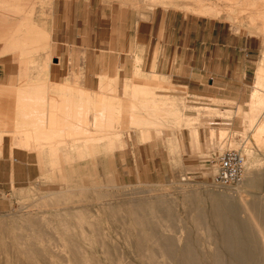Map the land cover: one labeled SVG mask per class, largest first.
Instances as JSON below:
<instances>
[{
    "label": "rangeland",
    "instance_id": "rangeland-1",
    "mask_svg": "<svg viewBox=\"0 0 264 264\" xmlns=\"http://www.w3.org/2000/svg\"><path fill=\"white\" fill-rule=\"evenodd\" d=\"M165 14L173 20L174 31L182 24L189 34L186 66L200 68L198 39L217 26L246 39L253 64L241 89L220 91L219 100L202 98L194 76L187 89L171 85L152 66L149 70L145 59L152 50L141 41L155 33ZM57 23L61 44L47 37ZM124 35L129 48L118 56L128 43L112 38ZM22 60L28 64L23 66ZM261 63L264 0H0V76L13 71L19 76L8 100L13 102L14 90L28 76L29 83L47 84L52 96L67 83L73 95L77 89V105L116 109L111 128H95V112L90 110L87 126L77 121V128L69 126L45 138L37 148L45 151L48 161L30 152L28 159L36 167L22 172L24 181L14 187L6 183L7 170L2 171L0 264H146L134 253L136 241L130 239L134 210L151 221L141 225L142 230L150 228L155 237L188 247L190 253L183 259L190 256V264H213L215 258L221 264L232 262L222 247L225 229L232 230L237 238L233 243L244 253L238 264H264V129L259 131L264 101L254 105L250 99L248 105ZM71 65H76V74ZM66 66L69 72H64ZM105 68L115 70L99 72ZM134 107L137 118L152 117L155 125L131 124L128 109ZM248 107L254 110L249 117L244 114ZM104 117L106 122V113ZM89 138L95 140L88 143ZM224 150L244 157L245 173L253 175L245 186L212 185L211 158ZM54 168L61 171L46 177V170ZM238 187L247 206L237 201L232 216L214 208L209 198L219 202V193ZM121 204L122 215L117 211ZM172 256L157 257L154 264H172Z\"/></svg>",
    "mask_w": 264,
    "mask_h": 264
},
{
    "label": "crops",
    "instance_id": "crops-1",
    "mask_svg": "<svg viewBox=\"0 0 264 264\" xmlns=\"http://www.w3.org/2000/svg\"><path fill=\"white\" fill-rule=\"evenodd\" d=\"M168 19L167 14L163 17L160 16L155 33L149 35L146 41L145 39L141 41L144 48H151L152 50L151 54L145 59L149 70L152 66L153 72L169 78L171 85L183 86L187 89L190 87L191 77L194 76L195 88L196 90L200 89V92L196 91V93L200 94L202 98L219 100L220 91H229L228 89L233 88H236V90L241 89L243 80L253 64V49L246 39H242L223 27L219 28L217 26V30H212L207 36L198 39L199 55L197 56L200 59V68H195L194 65L186 66L184 62L185 46L187 45L186 41L189 40V34L183 30L182 24L180 30L174 31L173 20H170V16ZM184 19L185 17L181 16V21H184ZM60 25L59 23L54 25L51 33L47 34L49 40H54L58 44H61L57 38V35L62 31ZM63 29L65 30L66 27L64 26ZM74 38L76 39V33ZM112 39L116 43L123 39L124 42L128 43L124 49L121 48L119 52H116L118 56L125 55L126 50L129 48V40L125 35L121 38L115 37ZM72 46L76 48V45L73 44ZM177 46H180V50L176 49ZM97 48L96 45L94 49L97 50ZM108 52L113 53V51ZM21 64L26 66L28 63L22 60ZM70 68L72 69L71 72L76 74V65H71ZM64 69V72H69L67 66ZM114 70L105 68L99 70V72L108 73ZM123 71L124 68L120 65L117 72L121 73ZM3 72L5 73V71ZM13 73L9 76L4 74L0 76V85L5 88L0 87V184L2 183V171L7 170L6 183L14 187L18 181H24L21 175L22 172L24 173L28 169L36 167L28 159L30 152L34 153L38 160L48 161L49 158L44 157L45 151L37 148L43 144L45 138L54 136L57 131L65 130L69 126L77 128V121L87 126L89 123L87 114L90 110L95 112L93 123L95 128H111L114 121V110L116 109L106 108L105 106L77 105V89L76 94L73 95V89L67 83L60 84L57 87L56 95L52 96L48 93L47 84L29 83L27 82L28 76L25 83L14 90V100L12 102L10 100L12 92L9 88L17 86L19 77L16 75L18 72L13 71ZM257 88L264 91V64L262 63L256 74L248 101H250ZM7 97H10V99L8 100ZM249 104L250 102H248ZM248 108V113H244L247 117L254 112L250 107ZM128 111L131 124L140 127L155 125L152 117H149V119L137 118L135 107L128 109ZM161 112H163V109ZM105 113L107 114L106 122L103 121L106 118L104 117ZM8 133H10V136ZM79 133L81 134L77 131V135ZM220 135H224V133L220 132ZM94 140L95 138H89L86 139V142L91 143ZM45 167L49 168V165H45ZM59 171L61 169L57 168L52 169L51 172L46 170L45 175L47 177L51 173L54 174V172L58 173Z\"/></svg>",
    "mask_w": 264,
    "mask_h": 264
},
{
    "label": "bare ground",
    "instance_id": "bare-ground-1",
    "mask_svg": "<svg viewBox=\"0 0 264 264\" xmlns=\"http://www.w3.org/2000/svg\"><path fill=\"white\" fill-rule=\"evenodd\" d=\"M253 18V17H252ZM255 19V18H254ZM264 95V91H262V90H260V89H256L255 91H254V93L252 94V97H251V101H252V103L254 104V105H257V102L258 103H262L263 101H264V99L262 98V96ZM249 102V101H248ZM263 108V107H262ZM249 117V116H248ZM252 119H250V121H251ZM263 129H264V124L262 123V124H260V126H259V131L260 132H262L263 131ZM258 140H259V137H258ZM241 156V155H240ZM243 159H244V157L242 158V170H243V175H242V181H241V183H240V185L241 186H245L247 183H248V181H250L251 180V178H253L252 176V174L250 173V171L249 172H246L245 173V171L246 170H244V168H245V162L243 161ZM249 168V167H248ZM250 184V183H249ZM239 185V186H240ZM251 185V184H250ZM249 186V185H248ZM247 186V187H248ZM215 187V186H214ZM247 187L245 188V189H247ZM220 188V187H219ZM250 188V187H249ZM248 188V189H249ZM231 189V188H230ZM254 189V188H253ZM62 192L64 191V190H61ZM226 192V191H225ZM219 193V192H218ZM220 194V201L219 202H216V201H214V199L213 198H209V200H210V202L213 204V206H214V208L215 207H217L220 211H223V213L226 215V214H228V213H230V216H232L231 215V213H233V207H234V204H236V202L237 201H240V203L242 202V204L244 205V206H247L248 204H246L245 203V199H244V195H242L241 196V194H242V188L240 189L239 187L238 188H236V189H233V190H229L228 191V193H219ZM236 195V196H235ZM244 196V197H243ZM46 197V196H45ZM51 197V196H50ZM191 197V196H190ZM189 197V198H190ZM218 197V196H217ZM44 198V197H43ZM155 198V197H154ZM159 198V197H158ZM163 198V197H162ZM181 198H183V197H181ZM187 198V197H186ZM192 198H195V197H193L192 196ZM256 198H257V196H256ZM42 199V198H41ZM153 199V198H152ZM156 199V198H155ZM154 199V200H155ZM161 199V198H160ZM147 200V199H146ZM157 200V199H156ZM176 200V199H175ZM198 200H199V198H198ZM158 201V200H157ZM189 201H191V200H189ZM200 201V200H199ZM248 201V200H247ZM140 202V201H139ZM151 202V201H150ZM154 202V201H153ZM192 202V201H191ZM36 203H37V201H36ZM140 203H142V202H140ZM139 203V204H140ZM145 203H147V202H145ZM164 203V202H163ZM190 203V202H189ZM130 204V203H129ZM133 204V203H132ZM155 204V203H154ZM160 204V203H159ZM162 204V203H161ZM160 204V206H163V205H161ZM122 205H125V204H121L120 205V207H118L117 208V211H118V213H120L121 215L123 214V209H122ZM189 205V204H188ZM201 205V204H200ZM109 206H112V204H111V202L109 203ZM141 205H139V207H140ZM159 206V205H158ZM166 205H164V207H165ZM174 206V205H173ZM193 206V205H192ZM238 206V205H237ZM258 206V205H257ZM147 207V206H146ZM182 207H184V206H182ZM197 207H198V205H197ZM242 207V206H241ZM259 207V206H258ZM237 208V207H236ZM235 208V209H236ZM53 209V208H52ZM55 209V208H54ZM112 209V208H111ZM166 209V208H165ZM164 209V210H165ZM197 209V208H196ZM78 210H82V209H78ZM77 210V211H78ZM150 210V209H149ZM151 210L153 211V209L151 208ZM169 210V209H168ZM216 210V209H215ZM237 210V209H236ZM247 210V209H246ZM54 211V210H53ZM52 211V212H53ZM56 211V210H55ZM54 211V212H55ZM59 211V210H58ZM73 211V210H72ZM83 211V210H82ZM114 211V210H113ZM113 211L112 210H110V212L109 213H113ZM128 211V210H127ZM51 212V211H50ZM88 212V211H87ZM166 212L168 213V211L166 210ZM245 212H247V211H245ZM23 213V212H22ZM28 213V212H27ZM131 218H132V226H134V233L132 234V236H130V239H133V240H135L136 241V244H135V246L133 247L134 248V250H135V252L134 253H136V255L138 256V253L140 254L139 256H138V258L139 257H144V263H146V264H154V262L156 261V258L158 257H162V258H169L168 256H172V253L174 252V251H176V256H172V257H176V259H174V261H172V264H190V262H191V257L190 256H188V257H186V259H183L185 256H187L190 252H188V247H186L185 245H177V244H175L174 245V243L175 242H173L172 240L173 239H171V238H167V237H165V236H162V235H158L157 234V237H155L154 235H152V234H150L151 233V229L150 228H148V230L145 232V230H142V228L140 227L141 225H146V226H148L149 224H150V222L151 221H147V220H142L141 219V215H140V213H138L137 211H131ZM218 213H219V211H218ZM24 214H26V213H24ZM23 214V215H24ZM52 214V213H51ZM152 214H154V215H156V213H154V211L152 212ZM158 214V213H157ZM46 215H48V214H46ZM165 215V214H164ZM248 215H251V213H248ZM258 216V215H257ZM25 217H27V216H25ZM112 217V216H111ZM171 217V216H170ZM169 217V218H170ZM221 217V216H220ZM227 217V216H226ZM260 217V216H259ZM66 218V217H65ZM80 218H82V217H80ZM113 218H116V217H113ZM127 218V217H126ZM250 218H252V217H250ZM261 218V217H260ZM171 219V218H170ZM221 219H222V217H221ZM220 219V220H221ZM228 219V218H227ZM127 220V219H126ZM225 220V219H224ZM223 220V221H224ZM229 220V219H228ZM228 220H225V222L226 221H228ZM230 221V220H229ZM261 221V220H260ZM58 222H60V221H58ZM66 222V221H65ZM167 222V221H166ZM71 223V222H70ZM84 223V222H83ZM129 223H130V221H129ZM228 224V223H227ZM68 225H71V224H68ZM139 226V227H138ZM235 226H237V225H235ZM55 227V226H54ZM70 227V226H69ZM138 227V228H137ZM234 228V227H233ZM94 230H96V229H94ZM239 230V229H238ZM241 230V229H240ZM93 232H95V231H93ZM94 234H96V235H98V233H94ZM237 234H238V232H237ZM95 235V238L97 237ZM224 235V236H223ZM236 235V234H235ZM241 236V235H240ZM86 237V236H85ZM218 237V236H217ZM244 237V236H243ZM220 238V237H219ZM97 239H98V237H97ZM177 240V239H176ZM217 240H218V238H217ZM222 240H223V244H222V247H224V249H227V251H228V253H229V255L231 256V258H232V262H229L228 264H234V261L238 264V263H240V258H241V256L242 255H244V253L242 252V249H241V247L240 246H238V245H235L233 242L234 241H236L237 240V238L236 237H234L233 235H232V230L231 229H225V230H222ZM179 241V240H178ZM85 242V241H84ZM180 243V242H179ZM63 248L64 249H66L65 248V246H63ZM79 248V247H78ZM101 248H105L104 246H101ZM107 248V247H106ZM217 248H218V246H217ZM178 249H179V251H178ZM67 250V249H66ZM74 250V249H73ZM205 250V249H204ZM104 251V250H103ZM142 251H143V253H142ZM178 251V252H177ZM66 252V254H68V252L67 251H65ZM105 252V251H104ZM195 252V251H194ZM205 252V251H204ZM206 252H207V250H206ZM222 252V251H221ZM181 253H183L182 255H181ZM42 256L43 254H41V253H37V254H35V256ZM74 255L77 257V256H80L79 254H76V252L74 253ZM108 256V255H107ZM199 256V255H198ZM219 256H222V255H219ZM225 257V256H224ZM226 258H228V257H226ZM141 260V259H140ZM142 261V260H141ZM197 261V260H196ZM245 261H249V260H247V259H245ZM168 262H169V260H168ZM193 262V261H192ZM191 262V263H192ZM222 262H224V261H222ZM206 263H207V261H206ZM197 264V263H196ZM213 264H221V262H219L218 261V259L217 258H215V261H213Z\"/></svg>",
    "mask_w": 264,
    "mask_h": 264
},
{
    "label": "built area",
    "instance_id": "built-area-1",
    "mask_svg": "<svg viewBox=\"0 0 264 264\" xmlns=\"http://www.w3.org/2000/svg\"><path fill=\"white\" fill-rule=\"evenodd\" d=\"M214 168L212 185L216 187H233L241 182L242 157L235 150H224L210 161Z\"/></svg>",
    "mask_w": 264,
    "mask_h": 264
}]
</instances>
